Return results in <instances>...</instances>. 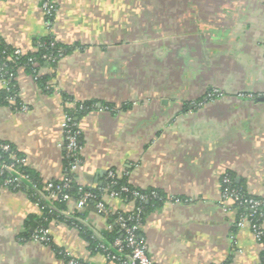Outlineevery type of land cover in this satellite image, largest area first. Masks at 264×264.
<instances>
[{"label":"crops","instance_id":"crops-1","mask_svg":"<svg viewBox=\"0 0 264 264\" xmlns=\"http://www.w3.org/2000/svg\"><path fill=\"white\" fill-rule=\"evenodd\" d=\"M56 5L48 25L40 0H0V43L28 53L50 35L74 46L35 75L17 69L20 103L0 105V141L42 181L59 180L66 109L92 101L75 118L77 188L99 187L112 171L162 200L146 208V199L139 206L103 194L104 213L87 202L79 209V197L69 194L62 209L53 203L56 215L41 242L20 237L27 220L41 213L38 203L2 186L0 264H63L60 253L107 264L103 253L91 252L84 231L102 240L111 214L136 208L144 210L139 234L154 264H258L263 245L248 223L238 225L235 203L220 195L227 172L244 194L264 200V0ZM211 89L220 94L208 98ZM261 223L264 229V215Z\"/></svg>","mask_w":264,"mask_h":264},{"label":"built area","instance_id":"built-area-1","mask_svg":"<svg viewBox=\"0 0 264 264\" xmlns=\"http://www.w3.org/2000/svg\"><path fill=\"white\" fill-rule=\"evenodd\" d=\"M56 2L57 0H40V7L47 17L48 25H51L55 20L57 12ZM38 46H42V43H38ZM59 52V55H61V51ZM21 53L23 52L19 49L14 50L15 55H19ZM42 58L45 59V61L55 60L54 57L47 54H43ZM33 65H36V62H33ZM5 71V63L0 62V79L4 84V87L7 88L8 81L2 78ZM219 94L220 92L217 89H211L207 92V97L212 98L213 96ZM9 101L14 103L13 98H10ZM78 108L82 109L83 106L80 105ZM74 110H76V108H74ZM61 128L63 134L62 146L65 150L64 159L66 160L70 171L73 172L80 162L78 139L79 130L76 127V123L74 122L71 113L68 111L64 114V120L61 124ZM0 149L8 152L11 158L9 163L0 161V176L4 170L9 172V176L7 178L2 181L0 180V187L11 186L12 189H18L24 182L33 186L30 177L19 170L21 166L25 165V158L13 154L11 152L10 144L8 143H0ZM107 177L111 179V183H115L114 178L116 175L114 172L109 171L107 173ZM230 184L231 179L229 174L226 172L221 176V201L224 202L225 200H231L236 205H243V207L248 210L247 213H240L238 215L237 223L240 226L248 223L256 240L264 246L261 241L264 234L262 223L254 220L256 212L259 209L264 208V200L240 193L237 189L230 187ZM70 185L71 179L65 173L57 182L54 180L43 181V187L39 193L44 197L49 207H52L55 201L66 202L68 200L69 194L67 193V189H69ZM82 188L83 186H78V191L81 192L78 199L79 209L85 206L89 197L93 196L90 191H83ZM101 191L102 196L103 194H109L112 197L120 196L121 192H129L131 199L138 201H143L147 197L144 193H141L133 188H129L126 185H122L119 191L109 190L108 186L103 187ZM95 207L99 211L107 213L101 200L95 203ZM223 208L225 211L233 210V207L225 204H223ZM139 212V208L127 213L121 211L115 212V217L112 222L108 224V228H112L114 225L117 226L118 230L122 233L121 236L119 238H115L110 244H105L104 242H100L98 244V247L103 251L105 258L107 259V264H154L151 259H149L146 253V246L139 234L141 226ZM62 213L68 216L70 211L65 210L62 211ZM30 240L41 242L48 240L45 229L42 225L35 227ZM60 254L63 259V264H89L83 263L80 260L69 256L67 253Z\"/></svg>","mask_w":264,"mask_h":264},{"label":"trees","instance_id":"trees-1","mask_svg":"<svg viewBox=\"0 0 264 264\" xmlns=\"http://www.w3.org/2000/svg\"><path fill=\"white\" fill-rule=\"evenodd\" d=\"M38 43H42V46L39 47ZM36 48L37 49L34 52L21 53L19 55H15L14 48L4 43H0V62H4L6 65V71L3 73L2 78L8 81V87L0 90V105L18 106V104L20 103V100L18 97V86L16 82L17 69L19 67H23L25 70L35 75L39 69V66L42 65L44 62L49 63L51 65H55L60 58L70 53L73 50L74 46L59 43L55 39H53L50 35H47L37 40ZM59 51H61V55H59L60 53ZM43 54L50 55L54 57L55 60L45 61V59L42 58ZM33 62H36V65H33ZM37 80L38 82H43L45 78L44 77L42 78L41 76ZM10 98L14 99V103H11L9 101ZM196 102H199V99H197ZM81 105L83 106V108L79 109L78 106H80V104H76V107H75L76 110L71 113L74 122H76L75 121L76 117H79L85 111L94 107V103L92 101H86L84 103H81ZM66 111L71 112L69 109H66ZM78 139H79V136H78ZM0 143H3V142L0 141ZM10 148L13 154H15L16 156H19V154L13 148V146L10 145ZM0 161L9 163L11 161L9 153L2 151L0 149ZM64 161H65V173L71 179V185L69 189H67V193L70 195H76L80 197L81 192L78 191L77 185L73 181V172L70 171L69 166L65 159ZM19 170L27 174L30 177L33 186L28 185L27 183L24 182L18 189H15V190H21L27 193V195L33 201L38 203V205L40 206V210H41V213L38 216L30 217L27 220L26 228L24 229V231L20 233L21 238L30 239L35 227H37L38 225H42L43 227H45L47 222L56 215L55 214L56 212L53 211L51 207H49L44 197L40 195L39 193L40 190H42L43 181L40 178H38L35 175V173L32 172V170H30L25 165L21 166ZM228 174L231 179L230 187H233L237 189L240 193L244 194L245 193L244 188L241 187L238 183H236V181L234 180L233 176L230 173ZM8 176H9V172L7 170H4L0 176V180L2 181ZM54 181L57 182L58 180H54ZM114 182L115 183H111V179L107 177L104 183L99 187L90 188V187L84 186L82 190L90 191L93 195L92 197H89L87 199V203L90 205H95V203L102 200L101 189L105 186H108L109 190H116V191H119L122 185H126L129 188H132L123 177L116 176L114 178ZM10 188L12 187L10 186ZM140 192H143L145 195H147L146 200H148V203L146 204V208L150 207L151 204L158 205L159 202L162 200V197L158 191H155L153 193L151 191H148V192L140 191ZM120 196H124V197H127L128 199H131L129 192H121ZM135 201H136V204L139 206L144 205V200L143 201L135 200ZM55 205L58 207V209H62L64 207V202L55 201ZM236 207H237L238 214L248 212V210L244 209L243 205H236ZM143 211L144 210H141L139 213V216H141L140 217L141 221L143 220V216H144ZM263 215H264V208H261L256 212V216L254 217V220L257 222H262ZM114 217H115V213L111 214V216L109 217L110 218L109 220L112 222ZM57 218H65V217L63 215H58ZM68 221L74 224H77L75 220L68 219ZM77 225L80 226L82 230H84L85 227L83 225L81 224H77ZM84 232H86V235L89 241V247H90L91 252L93 253L95 252L103 253V251L98 247V244L100 242H104L105 244H110L115 238H119L122 234L118 230V227L115 225L112 228H110V230L106 231L104 234L102 233V237H103L102 240L98 236L93 234L91 231H84ZM261 241L264 244V234L262 236ZM258 264H264V246L261 250L260 261Z\"/></svg>","mask_w":264,"mask_h":264},{"label":"rangeland","instance_id":"rangeland-1","mask_svg":"<svg viewBox=\"0 0 264 264\" xmlns=\"http://www.w3.org/2000/svg\"><path fill=\"white\" fill-rule=\"evenodd\" d=\"M197 103H199V102H197Z\"/></svg>","mask_w":264,"mask_h":264}]
</instances>
